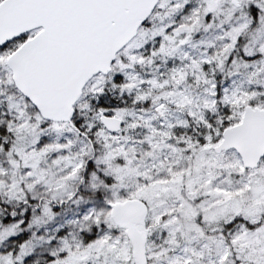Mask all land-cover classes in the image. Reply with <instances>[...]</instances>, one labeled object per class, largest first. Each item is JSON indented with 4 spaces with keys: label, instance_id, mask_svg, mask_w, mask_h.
I'll use <instances>...</instances> for the list:
<instances>
[{
    "label": "snow or ice",
    "instance_id": "6c2138e0",
    "mask_svg": "<svg viewBox=\"0 0 264 264\" xmlns=\"http://www.w3.org/2000/svg\"><path fill=\"white\" fill-rule=\"evenodd\" d=\"M0 264H264V0H0Z\"/></svg>",
    "mask_w": 264,
    "mask_h": 264
}]
</instances>
